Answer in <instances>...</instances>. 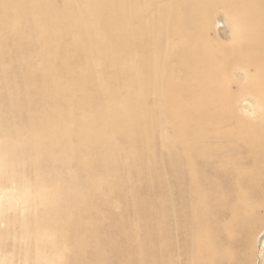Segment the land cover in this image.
Returning a JSON list of instances; mask_svg holds the SVG:
<instances>
[{
	"label": "bare ground",
	"instance_id": "1",
	"mask_svg": "<svg viewBox=\"0 0 264 264\" xmlns=\"http://www.w3.org/2000/svg\"><path fill=\"white\" fill-rule=\"evenodd\" d=\"M263 178L264 0H0V264H250Z\"/></svg>",
	"mask_w": 264,
	"mask_h": 264
},
{
	"label": "rangeland",
	"instance_id": "2",
	"mask_svg": "<svg viewBox=\"0 0 264 264\" xmlns=\"http://www.w3.org/2000/svg\"><path fill=\"white\" fill-rule=\"evenodd\" d=\"M216 23V24H215ZM220 24H225V21H223V19H219V20H216L215 22H214V25H213V31H212V37L214 38V39H217V40H221V41H223V42H226L225 40H226V36H222V35H217V33L219 32V30H221V26H220ZM215 27V28H214ZM216 29H218V30H216ZM223 29V28H222ZM220 33V32H219ZM214 34V35H213ZM225 45V44H224ZM238 82H240V80L238 81ZM237 91V88H233V92H236ZM248 101V100H247ZM245 103H246V101H245ZM245 103H242L240 106H242L243 108L245 107ZM264 179V178H263ZM263 183H264V180H263ZM263 183H261V184H263ZM260 184V185H261ZM261 189H262V191H264V184H263V187H262V185H261ZM117 203V201H115V204ZM115 212H117L116 210H115ZM260 214H261V216L264 218V209H260ZM262 218V223H261V225L259 226V229H258V238H259V240H258V242L256 243V241H255V243H254V245H253V249L251 248V249H249V251L246 253V257H248L249 259H250V261H251V263L250 264H252V262H253V264L255 263V264H264V246L262 245V243H261V241L264 239L263 238V234H264V219ZM263 227V228H262ZM261 229H262V231H261ZM260 231V232H259ZM262 232V233H261ZM260 235V236H259ZM256 237V238H257ZM256 240V239H255ZM250 251H252V252H250ZM253 253V254H252ZM250 254V255H249ZM251 256V257H250ZM253 256H255V257H253Z\"/></svg>",
	"mask_w": 264,
	"mask_h": 264
}]
</instances>
